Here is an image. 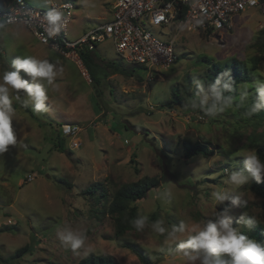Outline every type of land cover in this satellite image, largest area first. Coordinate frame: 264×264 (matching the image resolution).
I'll return each mask as SVG.
<instances>
[{
  "label": "rangeland",
  "instance_id": "obj_1",
  "mask_svg": "<svg viewBox=\"0 0 264 264\" xmlns=\"http://www.w3.org/2000/svg\"><path fill=\"white\" fill-rule=\"evenodd\" d=\"M60 1L77 6L70 33L80 37L111 19L116 0ZM27 2L48 9L54 0ZM232 22L231 29L214 33L183 32L175 44L179 60L167 70L128 64L108 40L95 51L98 85L89 84L73 63L39 44L24 27L0 31V76L13 70L11 61L18 56L49 60L59 71L53 85L45 84L46 112L33 111L31 104L25 108L10 92L17 142L0 154V264H78L91 253L112 255L116 264H141L124 248L126 240L144 248L153 264H188L177 251L178 244L193 229L214 220L217 212L230 215L232 226L241 233L242 215L264 225V201L251 188L256 182L251 178L242 186L228 182L231 172L244 171V156L256 152L253 141L264 124L255 127L247 116L241 106L243 91L215 117L205 116L199 108L205 97L212 103L206 61L237 60L250 67L253 58H264V47L257 43L264 16L251 10L234 16ZM151 32L158 35L156 29ZM258 73L264 78V60ZM21 97L25 98L22 92ZM179 99L184 105L177 103ZM63 124L82 129L77 150L62 135ZM188 140L209 143L214 155L186 159L183 143ZM59 143L62 150L56 147ZM143 177H165L159 189L137 203L140 215L150 221L142 231L128 233L125 241L116 240L114 219L105 209L121 185ZM94 183H102L108 192L102 203L86 192ZM218 191L239 195L246 203L219 204L212 197ZM158 220L166 229L163 234L151 227ZM181 222L187 230L169 239L172 226ZM63 226L86 237L80 249L73 251L60 241L57 229ZM27 245H32V252L18 257L17 251Z\"/></svg>",
  "mask_w": 264,
  "mask_h": 264
},
{
  "label": "built area",
  "instance_id": "obj_2",
  "mask_svg": "<svg viewBox=\"0 0 264 264\" xmlns=\"http://www.w3.org/2000/svg\"><path fill=\"white\" fill-rule=\"evenodd\" d=\"M53 8L63 13L65 23L61 32L50 38L45 14ZM76 8L71 1L56 2L48 9H41L31 6L27 0H9L0 10L3 25L0 31L11 26L24 27L39 44L73 63L91 84L93 80L81 53L95 52L108 40L128 64L148 71L167 70L179 60L175 44L183 32L214 33L231 29L234 16L251 10L264 16V0H118L108 22L74 37L70 28ZM152 29H156L158 35L153 34ZM164 35L168 36L167 40L160 37ZM81 131L77 125L61 126V133L70 139L72 150L80 147L77 137Z\"/></svg>",
  "mask_w": 264,
  "mask_h": 264
},
{
  "label": "clouds",
  "instance_id": "obj_3",
  "mask_svg": "<svg viewBox=\"0 0 264 264\" xmlns=\"http://www.w3.org/2000/svg\"><path fill=\"white\" fill-rule=\"evenodd\" d=\"M47 21V35L55 37L64 27L63 13L57 9H49L45 14ZM3 25L0 24V27ZM11 71H5L0 76V154L8 151L9 146L15 145L17 136L13 129L12 99L10 92H15V99L27 108L30 104L33 111L46 112L48 100L45 84L53 85L59 71L56 65L49 60H41L33 56L16 57L11 61ZM62 71V70H60ZM21 73H24L22 77ZM230 76L228 71L219 74L215 82L209 85L212 103H207V97L200 101L199 108L207 117H215L231 106L232 97L224 93L230 90V84L224 81V77ZM30 78V79H29ZM223 82V83H222ZM222 85V86H221ZM24 94V99L21 97ZM258 100L252 107L250 114L259 112L264 108V81L258 82ZM192 107L196 108L195 102ZM244 171H233L228 177V182L242 186L248 183L249 178L256 183H264V161H261L255 150H251L244 156ZM212 197L219 204L230 201L234 206H241L239 195H228L225 192H213ZM248 228L253 226V219L240 217ZM148 222V217L137 215L132 220V226L137 231H142ZM162 221L152 223V229L160 234L165 233ZM186 225L181 222L173 225L168 232L169 239H177V234L184 233ZM188 238L179 243L177 251L188 261V264H264V243L249 238L232 226V217L226 212L218 213L214 220L204 223L198 229H193ZM57 236L60 241L70 246L73 251L80 249L86 237L77 234L69 226L58 227Z\"/></svg>",
  "mask_w": 264,
  "mask_h": 264
},
{
  "label": "trees",
  "instance_id": "obj_4",
  "mask_svg": "<svg viewBox=\"0 0 264 264\" xmlns=\"http://www.w3.org/2000/svg\"><path fill=\"white\" fill-rule=\"evenodd\" d=\"M4 7V1L0 0V10ZM257 43L264 47V30L261 32V37H259ZM81 55L93 78V81L96 85H98L99 74L97 73V66L94 63V58H96L95 52L82 51ZM263 60V57L253 58L251 61L252 65L250 67L238 62L237 60L225 62L223 64L206 61V63H209V68L205 75L207 87L209 88V85L215 82L220 73L228 71L230 76L224 77L223 82L230 84V90L225 92L224 95L231 96L233 100L237 98L240 91L245 92L246 97L243 102L241 101V106H245L244 111L247 113V116L250 117L249 119L252 120L251 122H253L255 127L262 126L264 124V108H262L259 112L250 114L252 107L258 100V82L264 81V78L258 73L259 65ZM117 73L118 70H116L114 74ZM126 74L128 73L126 72ZM177 103L184 105L183 101L180 99ZM253 142L257 145L256 153L259 155L261 161H264V130L258 135V138L254 139ZM56 147L61 150L63 149V145L61 143H59V145L57 144ZM183 148L185 150L186 159H193L197 156L209 158L214 155L213 148L206 142H192L188 140L183 143ZM163 179H165V177H143L135 183L121 185L114 192L110 198L108 207L105 209V213L114 219L116 240L125 241L128 233L137 232L131 223L137 215H140L137 203L145 200L152 191L159 189L164 182ZM62 182L65 183V181ZM251 188L253 192L264 201V183H253ZM99 191H101V194L99 196H95ZM86 192L87 194L94 196V199L99 203H102L103 200L108 198V192L105 190L102 183H94L86 190ZM149 221L150 220L148 219V222ZM242 233L251 239L264 243V225L262 224L253 221V226L248 228L244 223ZM125 242L124 248L131 250L138 257L141 264H153L144 248L132 243L131 241L126 240ZM32 249V245H27L17 251V256L23 257L27 253L32 252ZM78 264H116V260L112 255H96L91 253L83 258Z\"/></svg>",
  "mask_w": 264,
  "mask_h": 264
},
{
  "label": "crops",
  "instance_id": "obj_5",
  "mask_svg": "<svg viewBox=\"0 0 264 264\" xmlns=\"http://www.w3.org/2000/svg\"><path fill=\"white\" fill-rule=\"evenodd\" d=\"M3 1H4V3L6 4V3H8L9 0H8V1H7V0H6V1L3 0ZM57 1H58V0H56V1L54 0V2H52L51 4L56 3ZM117 1H118V0L115 1V4H116ZM51 4H50V5H51ZM50 5H49V6H50Z\"/></svg>",
  "mask_w": 264,
  "mask_h": 264
}]
</instances>
